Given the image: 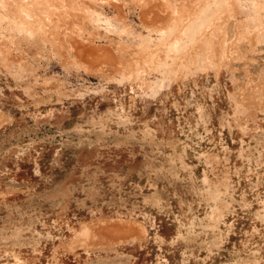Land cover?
I'll list each match as a JSON object with an SVG mask.
<instances>
[{
    "label": "rangeland",
    "instance_id": "rangeland-1",
    "mask_svg": "<svg viewBox=\"0 0 264 264\" xmlns=\"http://www.w3.org/2000/svg\"><path fill=\"white\" fill-rule=\"evenodd\" d=\"M0 264H264V0H0Z\"/></svg>",
    "mask_w": 264,
    "mask_h": 264
}]
</instances>
